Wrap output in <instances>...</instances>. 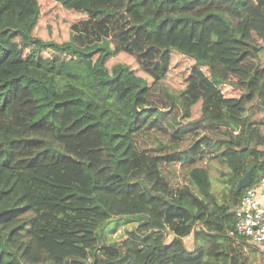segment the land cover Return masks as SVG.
<instances>
[{
	"label": "trees",
	"instance_id": "1",
	"mask_svg": "<svg viewBox=\"0 0 264 264\" xmlns=\"http://www.w3.org/2000/svg\"><path fill=\"white\" fill-rule=\"evenodd\" d=\"M249 1L57 0L84 15L58 40L34 33L40 0H0V264H26L14 233L46 232L94 235L91 261L65 264L141 263L165 232L193 235L194 248L154 264L257 258L235 210L249 187L240 179L264 175V76L236 111L200 34L210 21L236 34L228 10ZM176 54L191 60L181 88L166 81ZM120 55L131 62L112 61ZM121 225L119 241L110 232Z\"/></svg>",
	"mask_w": 264,
	"mask_h": 264
},
{
	"label": "rangeland",
	"instance_id": "2",
	"mask_svg": "<svg viewBox=\"0 0 264 264\" xmlns=\"http://www.w3.org/2000/svg\"><path fill=\"white\" fill-rule=\"evenodd\" d=\"M42 3V16L34 33L48 39L62 40L67 38L70 25L80 21L84 15L74 11L65 10L57 0H40ZM147 10L152 14L155 12L151 4H146ZM235 25V32L229 27L222 29L224 22L217 24L210 21L205 24L200 32L202 37L208 40L217 54L216 70L225 81L223 89L227 96L234 99L232 105H236L243 93L247 96V85L252 78L264 76V11L257 7L255 2L249 1L239 12L228 10ZM220 40V42L218 41ZM185 58V59H184ZM128 60L124 55L116 56L112 61ZM191 60L182 54H176L173 62L174 68L169 72L167 82L173 87L184 86L185 73L189 70ZM236 102V104H235ZM247 104L244 108L237 106L236 111L247 112ZM243 110V111H242ZM236 118H240L238 115ZM216 168L212 170L215 178L218 175ZM218 187V182H215ZM220 190V188H217ZM22 222L17 220L9 225L10 230L21 226ZM110 235L122 241L125 236V226L121 225ZM166 245L163 249H157L154 244L144 248L142 254L143 262H139V255L135 254L129 264H154L155 260L164 252H175L181 250H192L194 248V236H186L182 241H177L175 235L170 232L164 233L162 239ZM96 243L94 235L84 232L72 234L40 233L39 238H23L18 233L13 234V247L21 254L26 264H65L67 260L77 263L78 259L91 261L89 250ZM209 245H220L216 241ZM253 249L257 258L252 259L250 264H264V250L259 244H254ZM77 259V260H76ZM81 264V262H80Z\"/></svg>",
	"mask_w": 264,
	"mask_h": 264
},
{
	"label": "built area",
	"instance_id": "3",
	"mask_svg": "<svg viewBox=\"0 0 264 264\" xmlns=\"http://www.w3.org/2000/svg\"><path fill=\"white\" fill-rule=\"evenodd\" d=\"M235 211L237 234L264 250V175L259 183L246 189Z\"/></svg>",
	"mask_w": 264,
	"mask_h": 264
},
{
	"label": "water",
	"instance_id": "4",
	"mask_svg": "<svg viewBox=\"0 0 264 264\" xmlns=\"http://www.w3.org/2000/svg\"><path fill=\"white\" fill-rule=\"evenodd\" d=\"M252 183V169L248 170L246 174L240 179L238 183V189L242 187H248Z\"/></svg>",
	"mask_w": 264,
	"mask_h": 264
},
{
	"label": "crops",
	"instance_id": "5",
	"mask_svg": "<svg viewBox=\"0 0 264 264\" xmlns=\"http://www.w3.org/2000/svg\"><path fill=\"white\" fill-rule=\"evenodd\" d=\"M262 114V113H261Z\"/></svg>",
	"mask_w": 264,
	"mask_h": 264
}]
</instances>
